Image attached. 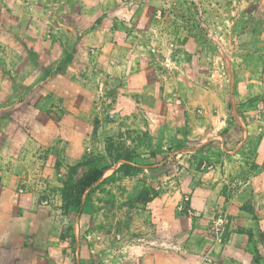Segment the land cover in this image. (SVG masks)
<instances>
[{"label":"rangeland","instance_id":"rangeland-1","mask_svg":"<svg viewBox=\"0 0 264 264\" xmlns=\"http://www.w3.org/2000/svg\"><path fill=\"white\" fill-rule=\"evenodd\" d=\"M20 2L30 20L0 32L34 51L37 108L54 116L35 132L46 173L18 172L11 193L0 175V264H261L264 230L239 229L219 201L200 210L194 194L226 190L217 144L237 120L220 100L264 114V0ZM103 165L67 207L66 184Z\"/></svg>","mask_w":264,"mask_h":264},{"label":"crops","instance_id":"crops-1","mask_svg":"<svg viewBox=\"0 0 264 264\" xmlns=\"http://www.w3.org/2000/svg\"><path fill=\"white\" fill-rule=\"evenodd\" d=\"M6 2L0 0V21L19 23L30 20L26 17L29 15L27 10L20 12V0H11L14 7L11 12L5 9V4L10 6L8 1ZM96 3L108 4L107 0H96ZM33 34L26 32L28 37ZM21 36L19 30L12 33L0 32V175L1 190L8 193L14 190L18 172L24 173L19 178L22 177L23 182L29 183L36 170L46 173L47 159L43 155L46 140L38 141L35 132L40 129L47 130L54 116L51 109L37 108V68L30 53L34 51L31 47L21 46ZM13 53L16 57L12 56ZM24 70L28 71L26 75L20 72ZM228 100H220V115L229 118L234 114L237 126L230 127L227 121L223 122L225 125L220 127V130L225 136L221 137V142L217 144V147L227 154L220 165L224 171L226 190L223 195H218L217 190L204 196H198L195 192L194 203L200 210L208 212L210 207L219 201L221 207L235 217L232 224L235 223L239 229L264 230V114L252 112L242 106L237 109V101L233 109H229V114L230 99ZM233 133L237 134L236 139H233ZM240 241L242 245L232 239L230 246H238V251L245 253L243 246L246 247L248 241ZM234 258L239 261L242 259L243 264L252 263L249 256L238 254ZM228 261L235 262L230 259ZM259 262L264 264V255H261Z\"/></svg>","mask_w":264,"mask_h":264},{"label":"trees","instance_id":"trees-1","mask_svg":"<svg viewBox=\"0 0 264 264\" xmlns=\"http://www.w3.org/2000/svg\"><path fill=\"white\" fill-rule=\"evenodd\" d=\"M124 159V157H119L115 159V161L112 159V163H117L119 160ZM128 161V159H126ZM110 169V166L103 165L98 166L92 170H90L88 173H86L84 176H82L76 184L67 183L66 187L64 189L63 198L65 201V204L67 207H71L74 205H79L82 201V197L84 193L90 189L92 186H94L96 183H98L104 176L107 170ZM119 170L127 175L133 173L134 171H137V167H133L129 164H122L119 167Z\"/></svg>","mask_w":264,"mask_h":264},{"label":"built area","instance_id":"built-area-1","mask_svg":"<svg viewBox=\"0 0 264 264\" xmlns=\"http://www.w3.org/2000/svg\"><path fill=\"white\" fill-rule=\"evenodd\" d=\"M258 109L260 111L264 110V107L262 105H259L258 106ZM225 223H226V220L223 216H220L218 217L216 220H215V225H214V230L218 233L220 232L222 229H224L225 227Z\"/></svg>","mask_w":264,"mask_h":264}]
</instances>
